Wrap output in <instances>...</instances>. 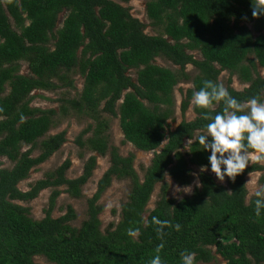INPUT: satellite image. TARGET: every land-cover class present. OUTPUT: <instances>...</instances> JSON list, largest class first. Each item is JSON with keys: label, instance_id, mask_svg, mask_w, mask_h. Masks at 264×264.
I'll list each match as a JSON object with an SVG mask.
<instances>
[{"label": "trees", "instance_id": "obj_1", "mask_svg": "<svg viewBox=\"0 0 264 264\" xmlns=\"http://www.w3.org/2000/svg\"><path fill=\"white\" fill-rule=\"evenodd\" d=\"M132 1L0 0V159L13 165L6 169L0 164V264H37L38 257L46 264H149L158 247L163 264H180L185 250L196 253V264H212L217 258L225 264H264V207L256 204L264 199V176L259 181L263 190L246 202V177L264 167L251 165L224 184L200 172L201 186L179 201L168 198L164 182L167 173L177 185L189 186L193 168L208 165L210 151L195 141L187 150L184 144L203 134L209 123L205 114L214 116L225 108L223 102L209 109L193 107V121L166 133L178 84L194 86L186 91L183 115L193 91L206 80L221 84L224 72L229 74L226 88L237 100H264V76L258 72L264 70V16H252L256 0H148L146 17L155 36L145 34L146 26L122 6ZM158 59L174 69L156 65ZM21 63L28 76L20 74ZM187 64L195 70L194 78L186 72ZM129 71H135V81ZM74 73L84 81L82 91L78 98L60 101V114L89 119L92 124L78 135L77 146L109 158L79 228L72 226L76 215L71 207L56 219L52 212L60 188L72 199L82 197L95 157L76 179L66 178L70 163L65 161L28 191L18 189L65 143L64 132L45 138L60 115L31 108V94L74 89ZM233 77L247 87L233 90ZM112 119L119 120L126 144L154 153L142 179L134 157L121 156L111 145ZM113 180L128 181L130 190L118 224L102 231L97 203ZM157 185L158 201L145 217ZM47 189L48 209L42 220H34L23 204Z\"/></svg>", "mask_w": 264, "mask_h": 264}, {"label": "rangeland", "instance_id": "obj_2", "mask_svg": "<svg viewBox=\"0 0 264 264\" xmlns=\"http://www.w3.org/2000/svg\"><path fill=\"white\" fill-rule=\"evenodd\" d=\"M148 0H136L132 1L129 4H123L122 6L129 10L130 15L138 19L142 24L146 26L145 34L149 36L158 35V33L149 26V21L146 17V3ZM66 16L65 13L61 14L58 18L56 30L60 29ZM196 59H200L198 54H194ZM155 64L164 68H168L173 70L170 64L164 62L163 60H156ZM190 78H194L196 75L195 70L192 69L187 71ZM260 76H264V70L258 69ZM20 74L24 76H28L29 70L27 65L21 63L20 65ZM128 74L135 81V71H129ZM70 78L74 81V89H59L53 92H44V91H36L31 94L32 102L30 104L31 108H36L39 110H55L60 116L56 117L57 124L52 130L47 134V137L54 136L60 133H65V143L61 147V149L55 153L47 162L42 164L41 166L32 170L29 174L28 179L21 182L18 186V189L22 192H26L30 189L34 183L37 181L43 180L45 178V174L51 173L55 171L58 167H60L65 161L70 163V168L66 173V178L76 179L83 173V168L90 157L96 158V167L93 171L92 177L88 181V183L82 189V197L80 199H72L69 195H67L64 190L65 188H60L61 195L58 197L56 201V206L54 211L52 212L53 218H59L66 214L67 208L71 207L76 215V220L72 223V226L75 228H79L83 222L87 220V201L93 197L97 190V183L102 178L104 173L109 168V158L108 157H100L86 148H79L76 144V138L78 135L88 127V125L92 124V122L84 117L75 115L73 112H69L67 116H62L60 114V107L62 106L61 100L64 99H73L78 98L83 87V79L77 73L72 74ZM229 79V74L227 72L221 73L219 77V81L225 87L227 86V81ZM233 82L238 83L240 88L243 90L245 87L240 83L237 77L232 78L231 86ZM191 85L189 82H182L178 84V86L174 89L173 99H174V117L172 120L168 122V127L166 129V133L174 131L179 124L183 121L190 122L195 119V115L193 113V106L190 103V106L185 113V115L181 112L182 103L186 98V91L192 89L189 87ZM232 88V87H231ZM8 92V87L6 88ZM110 131L109 137L111 145L116 147L119 150V153L123 157L133 156L134 157V169L139 175V178L142 179L144 175L145 169H147L150 165V162L154 156L153 152L144 153L136 150L132 145L126 144L124 142V137L119 127V120L112 119L110 121ZM88 136L84 139L86 140ZM187 143V142H186ZM186 143L185 148H186ZM166 144V143H165ZM163 144L162 146H164ZM188 149V148H187ZM186 149V150H187ZM24 150H28V148L24 147ZM159 149L157 152H160ZM39 152L34 153V157H36ZM0 164L2 168L11 169L13 165L5 159H0ZM261 166L258 163H254ZM252 164V165H254ZM262 167V166H261ZM247 168V167H246ZM200 168H193L192 174V182L189 186H191L192 191L190 194H185L183 192L176 193L175 187L177 185L172 179L171 184H168L167 181H164L168 186V198L174 201H179L185 197H191L194 190L196 188V181L198 180V174L200 173ZM204 173H210L214 180L218 184H224L223 182H219L214 174L211 171H203ZM249 179V175L246 177V183ZM199 181V180H198ZM160 186L157 185L155 187L154 193L152 194L150 201L146 207L145 217H147L148 212L153 210L156 202L158 201V195L160 192ZM181 187V186H179ZM183 188V187H181ZM246 189L248 192V196L246 202H248L252 197L257 195L262 189L260 183L258 182L256 186V192H249V188L246 185ZM130 190V185L128 181H117L113 180L110 187L104 192L97 205L101 207L102 212L99 215V220L101 222V230L103 231L110 224H118L120 221V208L121 205L126 202L127 195ZM264 191V190H263ZM51 195V189L44 190L39 193L38 197L31 201L28 204H23L24 207L30 209L31 217L34 220L40 221L45 216V211L48 209L49 197ZM215 252V250H213ZM35 263L37 264H46L45 260L41 257L34 258ZM212 264H225L220 258H217L215 262Z\"/></svg>", "mask_w": 264, "mask_h": 264}, {"label": "clouds", "instance_id": "obj_3", "mask_svg": "<svg viewBox=\"0 0 264 264\" xmlns=\"http://www.w3.org/2000/svg\"><path fill=\"white\" fill-rule=\"evenodd\" d=\"M252 16H264V0H256L252 7ZM191 69V64L185 65V70ZM231 87L237 92L242 91L236 82H233ZM219 102L224 103V111L214 116L205 114L203 118L209 120V123L205 125L203 134H198L195 139H188L186 149L195 141L204 151H210L208 165L202 166L200 171L210 169L215 178L223 182L225 178L234 180L246 167L254 163L264 167V100L253 96L242 103L232 96L224 85L206 80L199 90L193 91L190 101L193 107L199 109H209ZM197 131L199 133L200 130ZM166 142L167 140L161 145ZM248 175L246 185L249 192H256V186L264 176V171H251ZM164 179L171 184V177L167 173ZM200 186L197 180L196 187ZM191 191V186L175 187L176 193L190 194ZM256 204L258 207H264V199L257 200ZM175 227L179 231L180 225ZM159 251L158 247L149 264H163ZM180 264H196V253L187 250L181 252Z\"/></svg>", "mask_w": 264, "mask_h": 264}]
</instances>
